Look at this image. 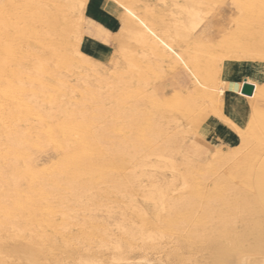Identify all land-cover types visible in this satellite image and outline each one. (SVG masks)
<instances>
[{
	"label": "rangeland",
	"instance_id": "rangeland-1",
	"mask_svg": "<svg viewBox=\"0 0 264 264\" xmlns=\"http://www.w3.org/2000/svg\"><path fill=\"white\" fill-rule=\"evenodd\" d=\"M109 1L119 8L121 12L120 24H122L123 12L121 6L113 0ZM126 1H129L130 6L132 5L131 8L135 14L150 21V26L154 30L163 33L165 40L170 46L187 61L191 57H195L200 74L208 72L209 62L214 57L218 56L220 57L218 59L223 60L220 65L218 81H211V78L210 80H205V83H210L215 87L221 88L225 85L222 96L223 104L220 107L212 101L210 96L200 94L197 80L188 72L187 68L172 62L168 57L161 56L157 51H151L148 46L132 45L131 53L134 55V59L126 62L122 59L123 43L118 40L120 30L116 35L115 52L113 51L109 61L99 64L98 68L101 69L91 68L86 73L83 68H88L87 65H84L85 67L79 65L80 63H76L74 66L54 65L51 61H46L42 67L43 71H37L34 66L35 55L47 57L49 54L48 45L55 38L51 31L48 32L43 25L36 23L37 33L31 36L27 34V37H29H26V43L17 48L12 56H8L1 48L5 45L4 26L8 25V31L12 34L17 33L16 35L19 36L23 32L21 30L22 21H24V19L20 18V15H30L37 3H40L41 7L54 10L55 2L64 3V0H0V74H2L0 75V239L11 237L6 240V245H0V264H6V262L7 264H15L24 261V255L18 252L16 248L24 244L27 239H33L38 245L40 242L43 244L45 241L58 246H63L66 241L73 243L74 250L70 251L44 249L42 254L49 260L50 264H80L84 259H89V262H96L95 264H164L165 252L174 246V237L172 235L174 233L169 229H165L162 233H166L164 235L152 236L153 239L146 238L148 233L142 226H139L141 225L139 223L140 219H138L135 211V206L137 207L139 204V206L146 208L149 214L153 212L151 203L147 199L150 180H159L163 187L172 186L177 188L174 196L196 187L199 182L202 185L201 180H205L208 185L214 182H221V172L213 173V168L215 167H206L207 173L205 169L196 171L194 168L200 167V160L192 157L189 153L184 157L178 149L195 145L203 149L206 154L211 155L214 149L209 147V144L214 146L215 150H219L223 156H227L231 152L236 157L241 155L244 150H248L256 142L253 129L248 123L247 105L236 101L233 86L238 83L239 76H248L250 80L259 84L264 82V56H261V53H264V43L263 45L260 43L264 39V31H262L264 30V15H262L263 17L259 16L257 21V18L255 20L249 19L246 15H229L231 6H228L226 2L223 4L219 0H192L193 5L199 2V6H196H198L203 15L199 14L204 19L203 23L214 19L217 26L215 29H208L202 36L197 32L199 27L195 29L196 32L186 26V29H184L182 25L178 27L179 30L176 32L175 30L173 31L174 28L172 29L175 24L173 19L181 15L179 17L182 20V16L185 15L184 12L189 6L186 4L184 7L185 3L188 2L186 0ZM182 8H185V10H182ZM64 11L66 15L69 14L72 27L74 29L78 28L82 32V36L83 33H87L95 34L103 40L108 39L107 34L103 31L99 32L98 30L94 33L90 28L84 30L86 25L85 17L80 15V10L76 4L73 10L67 12L64 8ZM203 13H205V16ZM207 13L211 14L207 15ZM243 18L251 20V24L248 23L249 21L243 23ZM158 24H160L162 30ZM237 24L241 25V28L248 25V28H251L250 30L253 29L254 35L247 42H242L239 39L227 40L229 48L226 45L225 49H223V44L220 45V43L226 39L225 37H230L233 33L238 32L239 29L237 30V28L240 27ZM184 31L185 34L187 32L186 35H184ZM177 32L179 35L182 33L181 36L174 34ZM68 34L70 36L67 35L65 41L73 43V32L69 31ZM194 35L202 37L201 40L200 38L198 40V37H194ZM35 36L36 38H34ZM254 36L257 38L255 39ZM200 41H203V43L212 41L214 45L219 46L212 51L202 47L197 48L196 45ZM244 42L248 46H245L246 43ZM214 45L212 47L216 46ZM230 45H233V47H230ZM234 47H239L236 50H240L235 51ZM232 48L235 51L234 54ZM226 50L229 53L225 52ZM257 51L259 54H257ZM67 52L70 56L73 55L71 46L67 47ZM225 54L226 56L229 55L227 60L222 58ZM82 55L84 56V54ZM85 57L88 58L87 56ZM88 59L89 62L87 63L97 66V61ZM116 64L120 66L115 68ZM229 73L230 75L228 76L227 74ZM86 79H88L89 88L86 92L87 98L84 99L83 97L85 96H82V93L87 89ZM39 81L46 88L40 86ZM17 87L20 88L18 89ZM17 94H20V96ZM226 101L234 104L235 109L233 112L226 108ZM76 104H83L84 107L74 108ZM27 106L29 107L27 108ZM34 111L71 113L75 115V120L78 117L79 119L76 121L81 122L79 131L81 133L73 131L66 136V139H63L61 134L57 132L58 136L66 143H69V145L78 143V138L84 137L86 138L85 143L88 142L94 149H97L98 155L102 159L115 160L122 153L131 155L133 158L128 159L123 164L111 167L109 174L105 178H102L101 174L95 171L92 177L97 180L90 186L83 185L82 181L86 178L83 177L81 180H75L72 184V191H70L71 189H65L63 188L65 185L63 183L66 181L64 173L59 171L58 174L54 175L49 172L50 166L57 162L58 152L52 145L47 143L46 136H43V139L39 140L40 145H37L36 132L40 129V122H38ZM79 111L85 112L86 115L81 117L78 115ZM26 112L29 113L26 114ZM61 116L64 117V115ZM62 117H59L60 122ZM158 127L162 128L161 136L156 134L155 130ZM148 128L154 130L155 134L150 132L146 135L143 130ZM29 131H33L31 135ZM166 133L171 136L170 142L165 140ZM11 136L12 139H8ZM201 136L206 142L202 141ZM146 137L148 138L147 140ZM249 140H252L251 144ZM158 145L164 149L165 157H172L174 169L163 158L157 157V151H155L157 149L155 148H158ZM235 148L237 150H234ZM236 152H241V154ZM220 159V157H216L215 162ZM29 161L37 166L41 173L39 177L31 178L27 174L26 167ZM185 168H188V173L185 172L187 171ZM209 172L210 174L207 175ZM201 177H204V179H201ZM238 180L240 181L241 179ZM183 181L186 188L181 191ZM57 182L62 183L60 185L56 184ZM23 188L26 189L24 190ZM218 193L227 195L230 193V189L228 186L222 185L220 191L215 194ZM71 207L72 209H70ZM12 221L15 222L13 223ZM178 222L181 223L182 220L179 221L177 219L175 224L180 225ZM52 224L55 225L53 226ZM131 235H133V238ZM117 245H122L121 249L125 252L122 256L123 260L118 258V252L115 248ZM44 246L47 247L48 245L46 246L45 244ZM13 250L15 254L14 252L12 253ZM144 250L146 251L144 252ZM78 252L83 254L80 255L82 256L81 262L79 259L76 260ZM92 257L93 260H91Z\"/></svg>",
	"mask_w": 264,
	"mask_h": 264
},
{
	"label": "bare ground",
	"instance_id": "bare-ground-1",
	"mask_svg": "<svg viewBox=\"0 0 264 264\" xmlns=\"http://www.w3.org/2000/svg\"><path fill=\"white\" fill-rule=\"evenodd\" d=\"M86 1L87 0H64V3L55 2V5H54L55 9L54 10H51V9L45 8V7H41L40 3H37L35 5L36 7L33 8L30 15H20V18L24 19V21H22V30H21L23 32L20 33L19 36L16 35L17 33L12 34L11 32H9L8 31V25L4 26V29H5L4 30L5 31V33H4L5 42L4 43H5L6 47H5V45H4V47L2 46L1 47L2 51L5 54H7L8 56H12L16 52L17 48H19L20 46H22L26 43L27 34L31 36V35H35L37 33V29L35 28V24L38 23V24L43 25L44 28H46L48 30V32L51 31V33L53 34V36L55 38H54V41L53 42L51 41L48 45L49 54L47 55V57H45L43 55H35L34 66H35L37 71H39V70L43 71L42 67L44 66L46 61H51L52 63H54V65H65V66H72L73 65L74 66L76 63L77 64L80 63L79 65H83V66L87 65L88 68H85V69L83 68V71H85L86 73H88V70H90L91 68H98L99 64H101L100 62H97V66H94V65H92V63L91 64L87 63V62H89L88 61L89 59L86 58L85 55L84 56L82 55L83 53H81L80 49L78 48L79 42L82 38V32L78 28L74 29L72 27V21H71V18L69 17V14L67 13L68 15H66V13L64 11V8L67 10V12L73 10V8L76 4V6L80 10V15H82V10L85 7ZM113 1L117 2L121 6L122 12H123L122 13V24H121V27L119 28L120 32L118 35V40L120 41V43H123V50L124 51L122 50V53H123L122 59H124L126 62L134 59V55L131 53L132 45H137V46L141 45L143 47L148 46L151 49V51H153V52L157 51L161 56L168 57L172 62L178 63V64L182 65L183 67L187 68L188 72L190 74H192L195 77V79L197 80L199 93L203 94V95L210 96L214 103H216L220 107L222 106V104H223L222 96L224 94L225 85H224V87L219 88V87L213 86L210 83L209 84L205 83V80H207V79L210 80V78H211V81H214V80L218 81L217 78H219L218 76L220 74V65L223 61L222 59H218L220 57L216 56V57H214V59H211V61L209 62L208 72H206L204 74H200V72L198 70L199 67L197 66V60L194 57V55H192V56L195 59L191 57L190 60L187 61L180 53L176 52L174 50V48H172V46H170V44L165 40L163 33L157 32L156 30H154L150 26V21L146 20L145 18L144 19L140 18L141 16L139 17L137 14L134 13V11L131 8L132 5L130 6L129 1L128 2L126 0H113ZM183 1H185V0H183ZM186 1H188V2L185 3L184 7L186 6V4L189 6H188V8L186 7L187 8L186 10H185V8H182V10L183 9L185 10V12L182 11L185 13V15L182 16V20L179 17L181 15H179L178 17H175V19H173L174 23H175L172 27V29L174 28L173 31L175 30V32H176L177 30H179L178 27L180 25H182V28H184V29H186V27H188L190 30L193 29L194 31H195V29H197V27H199L197 32H199V34L203 36L206 33V31H208V29H210V28L215 29L217 27L214 19H212L211 21H208L206 23H203V20H204L202 17L203 15H202L201 11L198 9V6H199L198 3L199 2H197L195 5H193L192 0H186ZM219 1L222 2L223 4H224V2H226V3H228V6H231V13L229 15H236V16L237 15H246L249 19L255 20L257 18V21H258L259 16L264 15V0H219ZM196 5H198V6H196ZM215 5H213V6H215ZM45 6H46V4H45ZM176 7H178V6H176ZM179 9H181V8H179ZM205 13H203L204 16H205ZM211 13H207V15H209ZM199 14H201L202 16ZM2 16L4 17V15H2ZM79 17H81V16H79ZM241 17H243V16H241ZM262 17H261V19H262ZM227 19H228V17H227ZM249 19L247 20V18L246 19L243 18V20H244L243 23H247L248 21H249L248 23H250L251 20H249ZM162 21H164V20L162 19ZM237 25H239V24H237ZM158 26H160V24H158ZM240 26L241 25H239V27ZM246 26H247V28H245ZM168 27H170V26H168ZM241 27L237 28V30L239 29L238 32L236 31L237 33H233L232 35H230V37H225L226 39L220 43V45L223 44V47H222L223 49H225V46L227 45V40L230 41V39H239V40H242V42L243 41L247 42L251 39L252 35H254V33L252 31L253 29L250 30L251 28L249 29L248 25H245L244 28H241ZM184 29H182V30H184ZM161 30H162V27H161ZM69 31L73 32V34H74L73 43L65 41L66 36L67 35L70 36L68 34ZM185 31H184V35L187 34V32L185 34ZM262 31H264V30H262ZM174 34L179 35L178 32L174 33ZM181 34L179 36H181ZM257 34H256V36H257ZM46 35H48V34H46ZM256 36H254L255 39L257 38ZM260 36H261V34H260ZM186 37H187V39H189L188 36H186ZM194 37H198V40H199V38H200V40L202 38V37L197 36V35L196 36L194 35ZM254 37H253V39H254ZM34 38H36V36ZM183 38L185 39V37H183ZM180 39H181V37H180ZM260 40H262V39H260ZM200 42L197 43V45H196L197 48L202 47V48H206L207 50H210V51L214 50L216 47L218 48V46H219L216 44H215L216 45L215 46L212 41H209V43H203V41L201 43ZM235 42H237V41H235ZM246 42H244V43H246ZM260 43H262V45H263L264 39H263V42H260ZM213 45L215 47H212ZM246 45H247V43L245 44V46ZM260 45H258V46H260ZM68 46H71L72 51H73V55H71V56L67 52ZM230 47H233V45H230ZM228 48H229V46H228ZM237 48H239V47H237ZM237 48H235V51L240 50V49L236 50ZM245 48H247V47H245ZM249 48H250V46H249ZM252 48H253V44H252ZM250 49H248V50H250ZM235 51L233 49V54ZM246 51H247V49H246ZM114 52H115V50H114ZM225 52H228V50H226ZM260 52H261V49H260ZM241 53H242V51H241ZM257 54H259V52ZM262 54H264V53H261V56H264ZM250 56H251V54H250ZM258 57H259V55H258ZM5 58H7V57H5ZM5 58H1V59H5ZM25 58H26V56H25ZM222 58H225L227 60L229 58V55L226 56V54H225L224 56H222ZM242 60H243V58H242ZM119 66L120 65L116 64L115 68H118ZM98 69H101V68H98ZM79 71H81V70H79ZM82 72H80V74H82ZM0 75H2V74H0ZM227 75L229 76L230 73ZM17 78H18V76H17ZM86 80H87V83H86L87 89L85 91L83 90L84 92L82 93V96H85V97H83L84 99L87 98L86 92L89 88L88 79H86ZM39 83H40V86H43V88H46V86L41 81H39ZM212 83H215V82H212ZM244 83H247V84L253 86V93L251 96H245V95L241 94V89H242ZM233 87H234L233 93L235 94V99L237 101H244L245 104L247 105V109H248L247 116H248V120H249L248 123L251 125V127L253 129L255 139H256L255 144L252 143L253 144L252 147H250L248 150H244L242 154H241V152L240 153L236 152L238 154H241V155H237L236 157L231 152L229 155L223 156L219 150L218 151L215 150L214 146H211L209 144H208V146L211 147L212 149H214L213 154H211V155L206 154L203 151V149H201L199 146H195V145H193L192 147H186L185 146V147L178 149L179 152H181L184 157H186V155L189 153V154H191L192 157H195L198 160H200V162H201L200 167L197 169L194 168L196 171L197 170L202 171L201 169H205L206 167H215V168H213V173L221 172L220 177H221V180L223 182L222 181L221 182H214V183L208 185L205 183V180H201V182L203 183L202 185L199 182V184H197L196 187H192L188 191L182 192V193H180V195L174 196V193L177 191V188H174L171 185H170L171 187H168V186L163 187L160 184L159 180H156V179H154L152 181L150 180V184L148 187L149 191L147 192L148 197L147 196L146 197L149 200V202L151 203V206L153 208V212L151 214H149L148 210L146 208L141 207V205L139 206V204H138L137 207L135 206V211L137 213L136 215H138L137 217H138V219H140L139 223H141V225H139V226L140 227L142 226L146 230V232L148 233V234L145 233V234H147L146 238H152L153 239L152 236H159L160 234L163 233V231H165V229H169L171 232L174 233V234L170 233L174 237V242H173L174 246L170 249L168 248L169 250L166 249L167 251L165 252L166 254L164 256V264H264V82L259 84L258 82H253L252 80H250V78H248V76H239L238 83ZM7 88H9V87H7ZM80 91H81V89H80ZM16 92H18V91H16ZM17 95L20 96V94H17ZM8 100H10V99H8ZM12 102H14V101H12ZM78 102H76V103H78ZM67 104H68V102H67ZM225 105H226V108L229 109V111L233 112V110L235 109L234 108L235 106L232 102L226 101ZM28 107L29 106H27V108ZM80 107H84V105L83 104L82 105L76 104L74 106V108H80ZM80 111L78 112V115H80L81 117L86 115L85 112H80ZM27 113H29V112H26V114ZM51 113H53V112H51ZM51 113L34 111L35 116L38 118V122H40V125H39L40 129L39 130L37 129L38 131L36 132V139H38L37 145H40L39 140L43 139V136L44 137L46 136L45 139H47V141H48L47 143L52 145L54 147V149L58 152L59 157L57 159V162L54 163L52 166H50L51 169L49 172L51 174H54V175L58 174L59 171H62V173H64L66 181L63 183V184H65L63 188L70 190L71 188H73L72 184L75 182V180L76 179L81 180V179H83V177H86V178H84V181H82L83 185L84 186H88V185L90 186L94 181L97 180L94 177H92V175L95 173V171L99 172V174H101L102 178H105L109 174V169L111 167L123 164L125 161H128V159L133 158L131 155L122 153V155L120 154L118 159L115 158L116 161L114 159H112V160L102 159L100 157V155H98L99 153H98L97 149H94L93 146L89 145L88 142L85 143L86 138H84V137H79L78 143L73 144V145L71 144L72 146L69 145V143H66V141L62 140V138H60L58 136L57 132H59L61 134L63 139H66V136L69 135L70 133H72L73 131L79 132L81 129V124H80L81 122L76 121L79 118L77 117L75 120V118H74L75 115H72L71 113L63 114V112H58V111H57V113H53V114H51ZM59 113H62V114L59 115ZM57 115H59V116H57ZM61 115H64V117H62ZM240 115H242V114H240ZM59 117H62L61 122L59 121V119H60ZM89 123H91V122H89ZM82 126H83V124H82ZM169 128H171V127H169ZM172 129H173V127H172ZM155 131H156L157 136L162 135V128L161 127H158V129H156ZM246 131H247V128H246ZM32 132L29 131V134L31 135ZM143 132L146 133V135H148V133H150V132L152 133V132H154V130L148 128V129H144ZM249 132H251V131H249ZM79 133H81V132H79ZM83 134L85 135V133H83ZM154 134H155V132H154ZM165 137H166L165 140L167 142L171 141V136H168L167 133H166ZM201 138H202V136H201ZM8 139H12V136L10 138L8 137ZM147 139L148 138L146 137V140ZM202 139H203L202 141L206 142L204 140V138H202ZM249 141L251 144L252 140H249ZM100 143H102V142H100ZM155 149H157V150H155V151H157V153H156L157 157L163 158V160H165L167 162V164L172 169H174L173 160H171L172 157L171 158H170V156L165 157L164 149L159 145H158V148H155ZM234 150H237V149L235 148ZM170 152H172V151H170ZM216 157H220L221 159L219 161L215 162ZM210 158H212V159H210ZM182 162H183V160H182ZM185 169L187 170L185 172L188 173L189 172L188 168H185ZM26 172L29 175V177H31V178H34V177L37 178L41 174L40 171L37 169V166L31 164L30 161L26 167ZM205 172H206V169H205ZM203 173H204V171H203ZM209 174H210V172L207 175H209ZM176 175L178 176V174H176ZM201 179H204V177H201ZM237 179H241V180L237 181ZM61 183L62 182H57L56 184L61 185ZM222 185H226L229 187V189H230L229 194H227V195L225 193L224 194H219V193L215 194L216 192L220 191V187ZM57 186L59 187V185H57ZM58 187H57V189H58ZM185 188H186L185 182L183 181L181 191H184ZM70 191H72V189ZM67 193H69V192H67ZM143 195H144V193H143ZM212 195H214V196H212ZM209 197H211V198H209ZM68 201H71V200H68ZM10 204H12V203H10ZM42 204H44V203H42ZM53 204H55V203H53ZM7 205H9V204H7ZM46 207L48 208V206H46ZM70 209H72V207ZM65 211H67V210H65ZM0 217H1V215H0ZM177 219H179V221L182 220L181 223L178 222L180 225L175 224ZM139 226H136V227H139ZM8 227H10V226H8ZM37 227L39 228V226H37ZM20 228H22V227H20ZM38 228H36V229H38ZM140 230H141V228H140ZM5 233H6V231H5ZM164 234H166V233H164ZM164 234H162V235H164ZM20 235H21V233H20ZM71 236H73V235H71ZM131 236L133 238V235H131ZM37 237H38V233H37ZM139 237H141V236H139ZM9 238H11V237H9ZM9 238L7 237V238L0 239V245H2V244L6 245V243H7L6 240H9ZM54 239H55V237H54ZM48 241H49V239H48ZM135 241H136V239H135ZM87 242H89V241H87ZM45 244H46V246L47 245L48 246L45 247L44 246ZM56 244H58V243H56ZM103 245H105V244H103ZM61 246L62 245L58 246V245H55L53 243H49L47 241H45L43 244H41V242H40V244L38 245V244H36V242L33 239H27L24 244H22L16 248V250L18 252H20L22 255H24V261H20L17 263L14 262V263L15 264H20V263H23V264H50L49 260L46 257H44V255L42 254V251L44 249L47 248V249H52L54 251H60L62 249L66 250V251L74 250L73 243L71 244L68 241H66L62 247ZM121 246H119V245L115 246V248L118 252V254H117L118 258L120 260L123 256V254H125V252H123V250L121 249ZM144 246L146 247V245H144ZM152 247H153V245H152ZM147 248H148V246H147ZM107 249H108V247H107ZM128 249H130V248H128ZM14 250L12 251V253L14 252ZM125 250H127V249H125ZM145 251L146 250H144V252ZM149 251H151V250H149ZM149 251H147V252H149ZM127 252H128V250H127ZM156 252H158V251H156ZM160 252H161V250H160ZM14 254H15V252H14ZM95 254H97V253H95ZM129 254H130V252H129ZM80 255H83V254H80L78 252V254L76 255V260L79 259V261L81 262L82 256H80ZM9 257H11V256H9ZM71 258H72V256H71ZM91 260H93V257ZM122 260H123V258H122ZM88 262H89V259H84L83 262H81L80 264H82V263L83 264H95L96 263V262L93 263L92 261H90L91 263L90 262L88 263ZM6 264H7V262H6Z\"/></svg>",
	"mask_w": 264,
	"mask_h": 264
},
{
	"label": "crops",
	"instance_id": "crops-1",
	"mask_svg": "<svg viewBox=\"0 0 264 264\" xmlns=\"http://www.w3.org/2000/svg\"><path fill=\"white\" fill-rule=\"evenodd\" d=\"M82 15L86 21L84 30L90 28L94 33L103 31L108 39L103 40L95 34L83 33L79 42L80 51L94 61H109L116 44L117 32L121 27L119 8L109 0H87ZM238 102L245 104L244 101Z\"/></svg>",
	"mask_w": 264,
	"mask_h": 264
},
{
	"label": "water",
	"instance_id": "water-1",
	"mask_svg": "<svg viewBox=\"0 0 264 264\" xmlns=\"http://www.w3.org/2000/svg\"><path fill=\"white\" fill-rule=\"evenodd\" d=\"M252 93H253V86L247 83H244L241 89V94L245 96H251Z\"/></svg>",
	"mask_w": 264,
	"mask_h": 264
}]
</instances>
